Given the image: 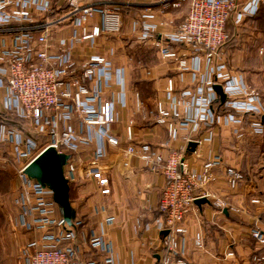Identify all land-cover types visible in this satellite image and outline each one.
<instances>
[{
    "label": "built area",
    "instance_id": "2783aa9c",
    "mask_svg": "<svg viewBox=\"0 0 264 264\" xmlns=\"http://www.w3.org/2000/svg\"><path fill=\"white\" fill-rule=\"evenodd\" d=\"M186 3L189 7L182 23L169 35L157 34L156 27L150 23L155 17L152 5H143L135 23L140 38L152 41L159 56L173 62L177 70L188 69L186 57L194 63L190 68L193 87L175 95L172 81H167L169 108L157 106L156 122L166 126L170 141L177 140L179 129L169 119L181 121L182 127L191 125L190 133L218 123L232 125L233 133L240 138L242 115L259 114L260 96L243 83L240 75L228 69L222 47L228 37V22L239 26L256 16L264 0H158L154 5L158 14L163 15ZM55 11L63 13L54 17ZM96 18L98 23H94ZM122 24V6L118 3L0 0V107L24 124L22 129L0 125V145H8L10 149L9 159L0 155V164L15 168L18 188L14 204L18 209V226L30 238L24 251L26 264H101V261H83L79 257L76 245L79 223L72 221V226H68L52 191L28 178L24 171L39 154L52 147L58 154L69 156L63 174L69 184L74 182L76 166L72 153L77 150L78 138L70 124L77 117L87 126L99 128L100 150L83 169V176L97 182L101 195L109 194V182L101 162L103 143L118 146L119 142L109 129L116 120L114 103L104 100L101 91L112 76L118 78L121 74L113 71L106 57L92 54V50L100 38L119 34ZM60 29L67 30L66 36L57 37ZM79 51L84 53L82 57H77ZM88 51L91 53L86 54ZM203 66L205 74L201 72ZM121 84L122 81L118 83ZM214 85L221 86L226 96L224 103L213 90ZM216 101L226 113L218 114L213 109ZM249 128L254 134L263 133L260 122L252 123ZM127 137L131 140L130 127ZM37 138L45 142L39 145ZM184 140L190 142L188 137ZM88 141L89 138L81 139L85 144ZM126 153L159 170L165 179L158 203L160 217L152 224L158 232H167L159 264H186L178 240L185 233L184 222L197 199L212 197L216 207L239 212L209 191H202L199 197L193 195L196 189L215 180L213 170L220 162L218 158L205 162L197 174L188 169L177 152L164 157L144 144L128 146ZM224 175L230 189L245 182L244 174L237 169L227 168ZM251 203L256 204L258 200ZM250 236L264 248V234L260 230H252ZM94 244L107 254L105 264H112L108 256L110 249L104 245L103 238H95ZM195 244L201 246L199 235L195 237ZM253 261L264 264V255L254 257Z\"/></svg>",
    "mask_w": 264,
    "mask_h": 264
},
{
    "label": "crops",
    "instance_id": "0c3cea01",
    "mask_svg": "<svg viewBox=\"0 0 264 264\" xmlns=\"http://www.w3.org/2000/svg\"><path fill=\"white\" fill-rule=\"evenodd\" d=\"M157 1L143 0L152 5ZM140 4L136 0H122L120 33L100 38L92 50V54L106 57L112 63L113 71L118 70L121 74L118 78L112 76L101 91L104 100L114 103L116 120L109 129L111 136L119 142L118 146L103 143L101 162L109 182L108 195H101L97 182L83 176V169L100 150L99 128L87 126L77 117L70 124L78 138L77 150L72 153L76 173L74 182L70 183V205L75 212L73 221L79 223L76 229L79 257L83 261L95 260L105 264L107 254L93 245L95 238L102 237L104 245L110 249L108 256L112 264H159L164 235L152 224L157 218L165 179L159 170L147 167L138 157L126 153L128 146L145 144L164 157L172 152L180 153L188 169L197 174L205 162L218 158L220 162L213 170L215 180L204 188L196 189L193 195L199 197L206 190L215 198L224 200L228 207L239 210L233 213L229 208L220 209L214 205L212 197L204 204L194 203L183 225L185 233L178 240L179 251L186 264H256L253 258L264 255V248L256 244L250 233L257 229L264 234V125L262 134H254L249 126L264 122V62L261 63L262 59L258 57V50L264 53V4L255 22H249L248 18L235 26L230 21L238 51L232 47L234 55L227 64L234 75L242 77L246 86L259 93V114L242 115L240 138L233 133L232 125L218 123L190 133L191 125L182 127L181 121L169 119L179 129L175 141L169 140L166 126L156 122V109L159 104L169 108L168 80L173 83L175 95L193 87L190 68L194 63L186 57L188 69L179 71L173 62L159 56L152 41L140 38L135 28L143 10ZM154 12L155 17L150 23L156 27L157 34L164 36L175 32L185 15L184 11L158 14L156 7ZM62 13L55 11L54 17ZM98 22L96 18L94 23ZM249 23L252 29L247 30ZM66 34L67 30L60 29L57 37ZM240 46L246 49L239 50ZM177 49L182 47L177 46ZM180 53L185 55L183 51ZM83 55L81 51L77 53V57ZM202 68L201 72L205 74V66ZM121 81L122 84L118 85ZM129 127L131 140L127 137ZM185 137L190 138L189 143L196 144L193 152L189 150ZM84 138H89V143L81 142ZM4 147L9 149L8 145H0V155ZM5 167L14 173V167ZM227 168L241 171L245 182L230 189L224 175ZM252 200H258V203L252 204ZM15 226H18V221ZM20 231L24 241L22 253L30 238L24 230ZM196 235L200 236V247L195 244ZM228 253L233 256L228 257Z\"/></svg>",
    "mask_w": 264,
    "mask_h": 264
},
{
    "label": "rangeland",
    "instance_id": "374dc122",
    "mask_svg": "<svg viewBox=\"0 0 264 264\" xmlns=\"http://www.w3.org/2000/svg\"><path fill=\"white\" fill-rule=\"evenodd\" d=\"M103 1H110L108 3H118L120 5L122 3V0H103ZM133 1H135V0H133ZM136 2L142 3L139 5L142 8H144L143 5H145V4L152 5L151 3H149L150 1L149 2H143V0H136ZM155 7L157 9V6L152 5L153 9ZM188 7H189V4L186 3V4L182 5L178 10H175V11H179L180 13H182V11H184V14H186ZM247 26H248L247 30L252 29L251 23L247 24ZM230 30H232V28H230ZM228 32H229V30H228ZM235 45H236V43H235ZM235 45H234V47L236 49V47H238V46H235ZM231 46L233 47L232 43H231V45L228 44V45H224L222 47V51L226 52L230 61H231V56L234 55V51H230V50H234V49L230 48ZM244 49H246L244 46H240L239 50L243 51ZM236 50L238 51V49H236ZM260 52H262V50H260ZM260 52L258 50V53H259L258 57H260V60L262 59L261 60V63H262V62H264V53L261 54ZM149 55L151 57V54H149ZM239 56H242V55H239ZM263 73H264V70L262 71V74ZM2 118L4 120L8 121L9 123L14 124L15 125L14 127H16V128L22 129V127L24 126L22 121H18L14 118H11L0 107V119H2ZM44 142H45V139L38 138V144L39 145L43 144ZM8 150H9L8 147H4L2 152H1V157H5V158L9 159V156L7 155V153H9ZM0 173H3V176H1V178H0V264H26V261H25L26 260V252L22 251V253H21V248L24 245L23 237L20 234L21 229L19 230L18 226H15L17 224L18 209H17L16 205L14 204V198H15V195H17L16 193H17L18 187L16 188V185L18 186V181H16L15 173H13L11 170H8L5 167V165L2 166V164H0ZM12 223H13V225H12ZM14 228H15V230H14Z\"/></svg>",
    "mask_w": 264,
    "mask_h": 264
},
{
    "label": "water",
    "instance_id": "95a60500",
    "mask_svg": "<svg viewBox=\"0 0 264 264\" xmlns=\"http://www.w3.org/2000/svg\"><path fill=\"white\" fill-rule=\"evenodd\" d=\"M213 90L219 96L221 103H224L226 96L222 92L220 85H214ZM188 148L193 152L196 148L195 143H189ZM69 156L58 154L52 147L45 149L39 154L25 169V175L36 181L42 187H47L53 193V200L61 210L64 222L72 226L75 219V212L69 201V183L63 174V167L66 165ZM207 200L204 198L197 199L196 205L204 204ZM166 235L167 232H163Z\"/></svg>",
    "mask_w": 264,
    "mask_h": 264
},
{
    "label": "trees",
    "instance_id": "16d2710c",
    "mask_svg": "<svg viewBox=\"0 0 264 264\" xmlns=\"http://www.w3.org/2000/svg\"><path fill=\"white\" fill-rule=\"evenodd\" d=\"M259 11H260V9H259ZM259 13V12H258ZM258 17H259V14H257V16L255 17H252V18H250V19H248L249 20V22H255L257 19H258ZM230 28H232V30H230ZM228 30H229V32H228ZM226 31H227V35H228V37H227V41H226V43L224 44V45H228V44H230L231 45V43L233 44V47H234V45H235V40H236V35H235V30L233 29V27L229 24V22H228V24H227V28H226ZM234 32V33H233ZM232 41V42H231ZM231 49H232V46L230 47ZM229 51V50H228ZM231 51V50H230ZM224 57H225V59H226V61H227V64H229L228 62H229V57H228V55L226 54V52H224ZM213 109L214 110H216V112L218 113V114H224V113H226V109H223V107H222V105L220 104V102L219 101H216L214 104H213ZM2 117V116H1ZM15 119V118H14ZM16 120H18V119H16ZM19 121V120H18ZM2 124H4V125H6L7 127H9V128H12V127H14L15 125L14 124H12V123H9L8 121H6V120H4L3 118L2 119H0V125H2ZM262 125H264V122H262ZM37 141H38V139H37ZM1 176H3V173H0V178H1ZM245 176V175H244ZM245 180H246V178H245ZM71 197H72V185L71 184H69V201L71 202ZM59 210H60V208H59ZM60 213H61V210H60ZM158 217H160V213H159V209H158V214H157V218ZM79 227V226H78ZM77 227V228H78ZM255 263V262H254ZM257 264V263H256Z\"/></svg>",
    "mask_w": 264,
    "mask_h": 264
}]
</instances>
